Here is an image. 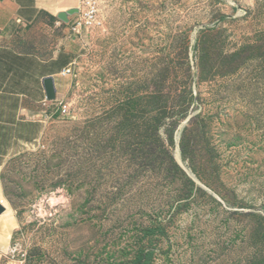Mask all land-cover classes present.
<instances>
[{"label":"rangeland","instance_id":"374dc122","mask_svg":"<svg viewBox=\"0 0 264 264\" xmlns=\"http://www.w3.org/2000/svg\"><path fill=\"white\" fill-rule=\"evenodd\" d=\"M100 2L67 114L5 169L0 264H264V0ZM55 22L10 43L51 58Z\"/></svg>","mask_w":264,"mask_h":264},{"label":"crops","instance_id":"0c3cea01","mask_svg":"<svg viewBox=\"0 0 264 264\" xmlns=\"http://www.w3.org/2000/svg\"><path fill=\"white\" fill-rule=\"evenodd\" d=\"M79 6L80 0H0V204L4 201L2 205L10 209V215L5 212L0 216V259L8 255L23 226L8 205L5 169L40 144L47 129L44 116L53 117L58 102L65 101L73 88L72 76L62 73L77 61L81 50L79 40L72 35L51 58L24 51L10 39L44 16L70 32L69 25L61 22L58 15ZM18 20L23 24H17ZM46 78L54 79L56 101L47 100Z\"/></svg>","mask_w":264,"mask_h":264},{"label":"built area","instance_id":"2783aa9c","mask_svg":"<svg viewBox=\"0 0 264 264\" xmlns=\"http://www.w3.org/2000/svg\"><path fill=\"white\" fill-rule=\"evenodd\" d=\"M79 14L75 15L73 20H70L69 30L73 33L74 38H83V32L90 31L92 29L100 28L103 25V17H102V10H101V2L100 0H80L79 6ZM17 24L22 25V21L18 20ZM75 63L63 71V76H72L75 77L74 70ZM56 113H61L65 116L68 112L67 107L64 106L63 102H58V107L54 111ZM55 114V113H54ZM53 114V115H54ZM44 118L51 119V116H44Z\"/></svg>","mask_w":264,"mask_h":264},{"label":"water","instance_id":"95a60500","mask_svg":"<svg viewBox=\"0 0 264 264\" xmlns=\"http://www.w3.org/2000/svg\"><path fill=\"white\" fill-rule=\"evenodd\" d=\"M79 14V9H71L65 13H61L58 15V19L65 23H70V18ZM44 87L47 94V100L50 102L56 101L57 99V92L55 88V83L53 78H46L44 80ZM194 177V176H193ZM6 212V207L0 204V216Z\"/></svg>","mask_w":264,"mask_h":264},{"label":"trees","instance_id":"16d2710c","mask_svg":"<svg viewBox=\"0 0 264 264\" xmlns=\"http://www.w3.org/2000/svg\"><path fill=\"white\" fill-rule=\"evenodd\" d=\"M155 232H158L160 234L163 233V229L161 227H157L156 229H150L146 232V235H153ZM153 258V252L152 251H139L133 260L132 264H150L151 260Z\"/></svg>","mask_w":264,"mask_h":264}]
</instances>
